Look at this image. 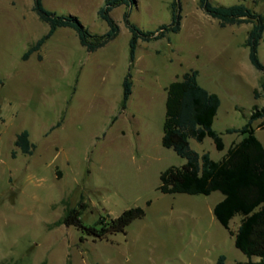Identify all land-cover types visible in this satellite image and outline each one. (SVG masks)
<instances>
[{
    "label": "rangeland",
    "instance_id": "1",
    "mask_svg": "<svg viewBox=\"0 0 264 264\" xmlns=\"http://www.w3.org/2000/svg\"><path fill=\"white\" fill-rule=\"evenodd\" d=\"M43 2L57 14L78 16L93 33L109 29L98 13L105 0ZM174 2L136 0L130 19L143 30H156L172 22ZM179 2L181 30L140 39L131 65L126 5L111 11L118 36L97 50L89 51L75 29L60 27L24 59L50 26L34 10V0H0V264H249L214 215L220 191L159 189L161 173L186 162L162 144L172 81L196 69L199 83L220 96L213 128L225 148L217 149L210 136L190 139L194 150L214 160L244 136L227 129L243 127L255 106L264 108L263 72L251 63L245 44L252 24L221 26L199 0ZM211 2L245 3L264 14V0ZM258 54L264 63V34ZM129 72L133 89L123 110ZM261 121L253 125L264 144ZM23 130L37 145L32 155L14 145ZM75 206L82 207L89 225L134 206L145 207L146 215L125 231L96 238L57 223ZM240 221L241 215L231 220L233 231Z\"/></svg>",
    "mask_w": 264,
    "mask_h": 264
},
{
    "label": "trees",
    "instance_id": "2",
    "mask_svg": "<svg viewBox=\"0 0 264 264\" xmlns=\"http://www.w3.org/2000/svg\"><path fill=\"white\" fill-rule=\"evenodd\" d=\"M136 0H105L98 13L109 25L103 34L93 33L83 25L78 16L61 15L45 7L43 0H34V10L40 19L50 26L49 31L39 38L24 54L27 59L33 52L39 51L43 44L60 27L76 30L80 42L89 50L95 51L116 38L120 26L112 17L111 11L126 5L124 21L131 31L130 60L136 59L139 40L150 41L166 36L169 32L181 30V5L179 0L172 4L173 19L156 30H143L130 19V7ZM204 11L219 20L221 26L228 24L251 23L245 44L249 47V58L253 66L263 72L260 82L264 92V63L260 60L258 50L264 34V14L245 3L229 6L214 5L211 0H199ZM199 71L186 72L182 79L172 81L167 88L166 114L162 144L174 149L186 158L181 167L172 166L160 175L159 189L163 193H187L209 195L220 191L224 197L213 209L217 220L235 236V245L250 259L249 264H264V144L256 135L254 121L262 119L259 127L264 128V108L254 107L248 122L241 128H229L227 132H240L243 138L234 142L224 157L214 160L208 152L200 154L191 147V138L203 141L207 136L214 139L217 149L223 150L225 143L213 128L214 119L221 105V98L198 81ZM122 109H126L132 94L133 81L129 72L123 82ZM254 95L260 97L258 89ZM60 125V123H58ZM14 145L23 154L32 155L37 145L31 141L28 130L18 133ZM16 155V150L12 151ZM151 201H148L149 205ZM82 206V205H81ZM82 207H71L57 222L75 226L87 236L105 238L109 234L125 231L135 219L146 215V208L134 206L125 209L119 216H104L96 224L89 225L83 221ZM241 215L236 231L230 227L231 220ZM257 257L256 261L252 260ZM222 262V261H221Z\"/></svg>",
    "mask_w": 264,
    "mask_h": 264
},
{
    "label": "crops",
    "instance_id": "3",
    "mask_svg": "<svg viewBox=\"0 0 264 264\" xmlns=\"http://www.w3.org/2000/svg\"><path fill=\"white\" fill-rule=\"evenodd\" d=\"M223 197H224V195L222 194V197L220 198V200H222ZM220 200H219V201H220ZM219 201H218V202H219ZM218 202H217V203H218ZM217 203H216V204H217ZM216 204H215V205H216ZM215 205H214V206H215ZM213 209H214V207H213Z\"/></svg>",
    "mask_w": 264,
    "mask_h": 264
}]
</instances>
